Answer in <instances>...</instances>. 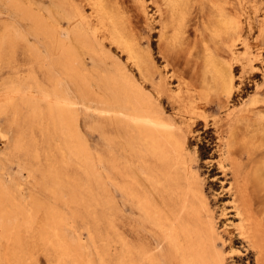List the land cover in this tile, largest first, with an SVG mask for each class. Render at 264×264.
<instances>
[{
	"label": "bare ground",
	"instance_id": "1",
	"mask_svg": "<svg viewBox=\"0 0 264 264\" xmlns=\"http://www.w3.org/2000/svg\"><path fill=\"white\" fill-rule=\"evenodd\" d=\"M52 4L0 0V71L17 75L0 83V115L10 116L11 125L23 118L38 134L23 145L35 162L27 168L38 192L53 202L33 193L25 199L23 188L8 187L0 176V264H26L24 230L39 232L48 264H229V256L240 259L234 246L225 250L224 236L232 243L235 231L258 249L255 264H264V237L250 205L241 202L237 173L231 172L235 182L226 189L233 205L222 210L220 231L175 120L110 59L93 15L76 10L71 17L63 1ZM24 68L27 75H19ZM235 87L231 73L229 89ZM82 114L108 120L96 126L111 129L106 155L92 153L81 132ZM219 168L227 181L226 166ZM110 181L137 216L138 228L126 237L107 216ZM76 219L87 223L90 246L68 234L74 227L68 221ZM102 222L110 234L101 232Z\"/></svg>",
	"mask_w": 264,
	"mask_h": 264
},
{
	"label": "rangeland",
	"instance_id": "2",
	"mask_svg": "<svg viewBox=\"0 0 264 264\" xmlns=\"http://www.w3.org/2000/svg\"><path fill=\"white\" fill-rule=\"evenodd\" d=\"M32 1L43 8L63 1L68 16L76 17V10L93 15L92 27L95 33L98 31L110 59L130 72L166 115L175 120L187 147L183 154L200 178L219 230L223 231L222 210L233 205L226 189L228 183L235 182L231 173L234 171L243 192L241 202L250 205L264 237V0ZM61 22L66 28V21ZM19 52L17 58L22 59ZM23 70L19 75L26 76V68ZM0 73L4 76L0 83L17 76L9 68ZM231 73L236 86L233 90L229 89ZM11 119L0 115V176L8 187L23 188V198L28 199L33 193L53 203L38 192L27 168L35 162L25 146L37 140L32 134H38L23 118L14 125ZM107 121L80 116L81 132L95 156L106 155L109 147L105 139L112 138L110 127L96 128ZM20 134L23 136L19 143ZM220 163L228 170V182ZM108 188L111 210L106 211L107 216L119 228L120 237H126L127 230L138 228L137 216L111 181ZM57 206L71 218L63 204ZM84 214L81 212L80 216ZM68 222L74 226L68 234L74 238L82 236L90 246L87 223L81 219ZM101 224V232L110 234L106 223ZM23 232L25 249L31 255L26 264H48L37 238L39 232ZM224 237L226 252L234 246L239 252L236 257H240L229 256V264H255L258 249L249 241L237 231L232 243L231 237ZM90 256L97 260L95 250Z\"/></svg>",
	"mask_w": 264,
	"mask_h": 264
}]
</instances>
